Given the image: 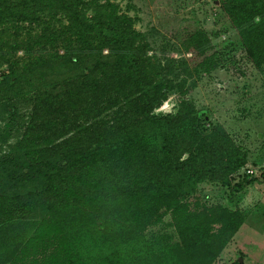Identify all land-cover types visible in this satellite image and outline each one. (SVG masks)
Masks as SVG:
<instances>
[{
    "label": "trees",
    "instance_id": "16d2710c",
    "mask_svg": "<svg viewBox=\"0 0 264 264\" xmlns=\"http://www.w3.org/2000/svg\"><path fill=\"white\" fill-rule=\"evenodd\" d=\"M218 3L260 67L264 0ZM134 24L116 0H0V108L15 121L29 106L0 155V264H214L243 224L198 188L255 182H234L247 153L186 99L154 112L184 80L163 74ZM184 43L203 55L208 41L196 30ZM167 214L176 237H146Z\"/></svg>",
    "mask_w": 264,
    "mask_h": 264
},
{
    "label": "rangeland",
    "instance_id": "374dc122",
    "mask_svg": "<svg viewBox=\"0 0 264 264\" xmlns=\"http://www.w3.org/2000/svg\"><path fill=\"white\" fill-rule=\"evenodd\" d=\"M121 11L135 16V28L148 41L152 55L163 74L175 81L184 80V94L172 90L155 113H174L179 100L190 101L205 122L220 124L247 153V164L235 176L240 180L252 171L256 181L230 192L216 185L201 183L198 191L207 206L219 205L244 213L245 220L221 251L214 264H264V64L255 67L246 57L236 32L220 10L218 0H116ZM86 16L91 15L86 10ZM200 30L207 38L203 55L186 49V36ZM62 52V50H59ZM17 58L23 52L17 53ZM211 56L207 69L197 64ZM4 66L0 68V72ZM15 121L0 108V155L20 138L29 120V106L17 104ZM28 114V116H27ZM53 136L56 142L65 138ZM176 237L171 217L145 231L146 237Z\"/></svg>",
    "mask_w": 264,
    "mask_h": 264
},
{
    "label": "built area",
    "instance_id": "2783aa9c",
    "mask_svg": "<svg viewBox=\"0 0 264 264\" xmlns=\"http://www.w3.org/2000/svg\"><path fill=\"white\" fill-rule=\"evenodd\" d=\"M248 172L252 173V171H251V170H250V171H248Z\"/></svg>",
    "mask_w": 264,
    "mask_h": 264
},
{
    "label": "water",
    "instance_id": "95a60500",
    "mask_svg": "<svg viewBox=\"0 0 264 264\" xmlns=\"http://www.w3.org/2000/svg\"><path fill=\"white\" fill-rule=\"evenodd\" d=\"M240 262V261H239Z\"/></svg>",
    "mask_w": 264,
    "mask_h": 264
}]
</instances>
